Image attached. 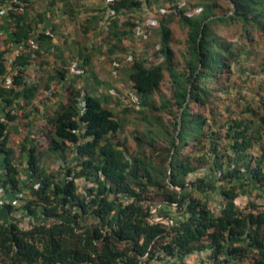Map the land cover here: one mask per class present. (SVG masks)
Segmentation results:
<instances>
[{"label":"trees","instance_id":"16d2710c","mask_svg":"<svg viewBox=\"0 0 264 264\" xmlns=\"http://www.w3.org/2000/svg\"><path fill=\"white\" fill-rule=\"evenodd\" d=\"M24 1V11L9 15L13 40L25 44L15 61V86L0 88V167L5 169L0 187L6 196L28 187L22 209L33 218L30 227L21 226L9 216L20 208L11 199L4 201L8 218H0V264H194L191 257L199 255L197 264H264V207L237 203L244 189L264 186V79L251 96L232 98V76L243 74L245 53L239 43L220 35L223 27L235 26L253 42L254 32L264 30V0H230L222 13L219 0L108 1L104 10L117 14L107 34L115 40L109 50L124 48V37L135 42L136 22L119 15L146 4L157 15L156 26L148 25L147 43L157 31L165 58L153 50L151 60L135 57L129 65L111 61L113 74L126 68L130 94L137 97L124 110L137 109L147 120L148 137L137 136L133 153L118 139L122 121L115 111L89 85H75L93 66L90 56L67 82V101L46 116L41 136L48 145L37 137L30 140L28 120L34 112H44L34 103L41 83L27 77L30 57L39 50L26 41L39 19L30 15L31 0ZM173 19L187 36L181 68L173 60ZM45 38L51 34L44 31L36 39L41 48ZM69 72L66 65L58 68L53 83L66 80ZM166 72L172 92L159 105L154 94ZM109 91L121 101V89ZM220 104H225L223 110ZM9 106L21 108V114L7 111ZM16 120H23L26 130L21 149L27 155L29 183L22 181L10 144ZM71 148L75 164L65 156ZM45 154L65 159V170L41 167ZM79 179L89 182L83 190ZM210 193L218 197L217 211ZM166 206H174L178 215L154 220L153 210Z\"/></svg>","mask_w":264,"mask_h":264},{"label":"rangeland","instance_id":"374dc122","mask_svg":"<svg viewBox=\"0 0 264 264\" xmlns=\"http://www.w3.org/2000/svg\"><path fill=\"white\" fill-rule=\"evenodd\" d=\"M228 1L230 0H219L220 5H222V8H218V13H222L223 10H225L228 7ZM145 4L140 8V12H133V16H141V17H150V21L152 22L151 27L156 26V17L157 15L154 14L152 16L147 15L148 11L145 10ZM153 10V9H152ZM132 16V15H131ZM130 16V17H131ZM170 26L173 31V35L171 38V46L174 50V56L173 60L175 64L180 63V68L183 65V57L185 55L186 51V31L183 27L180 26L177 19H173L170 23ZM219 29V28H218ZM220 35L226 39H229L231 41H235L239 43L241 46H243V51L245 55L243 58V74L241 76H238L237 74H233L232 81L235 83L233 87V95L232 98H238L243 97L244 95H250L251 93H255L258 89V84L262 79H264V30L262 31H255L254 32V41L248 42L244 37L241 35V32H239V28L232 26L229 29L226 27H223L220 30ZM128 38V37H127ZM131 39V38H129ZM141 41L138 40V43ZM137 41L132 40L131 46L134 49V45L138 44ZM138 48L142 51L143 49L147 48L148 54H151L153 50L159 51V56L161 57V60H164L163 54H161V37L160 34L157 31H153L150 42H142L138 45ZM103 51V50H102ZM102 51H99L97 48V52L100 54ZM156 52V53H157ZM142 55H141V54ZM139 53V57H144L143 52ZM146 54V53H145ZM160 60V61H161ZM108 61L106 58H98L96 59V62L94 63L93 68H89V72L84 74V76L79 78V81L81 83H84V85H89L87 88L91 89L93 93H99L102 97L104 104L111 107L115 113L117 118H119L122 121V127L119 132L118 139L125 142V147L129 149L131 153L135 152L138 149L136 138L137 136L141 137H148L147 135V120L143 117V114L140 113L137 109L131 108L128 111H125V103H130V100L132 98L131 103L135 102V99L137 97L133 94L131 96L130 93H133L131 83L128 81V78L126 76V68L119 69L117 74H113V70L108 65ZM87 68V69H88ZM112 72V73H111ZM96 75L95 77L92 75ZM54 86H56V83H53ZM243 87V88H241ZM117 88L122 90L121 101L117 97L116 94L112 95L109 90H116ZM240 91V92H239ZM112 92V91H111ZM171 84H170V77L168 72L165 74L164 81L160 87V89L154 94V100L157 104L160 105L161 101L164 99L166 100L169 96H171ZM239 92V93H238ZM234 96V97H233ZM251 96V95H250ZM230 103L231 100H228ZM244 101H248V99H244ZM221 109L223 110L225 107V104H220ZM42 113H38V116L43 121V124L46 123V116H50L48 111L45 109ZM167 116L165 113L163 114ZM44 126V125H43ZM42 126V127H43ZM41 127V128H42ZM23 129V127H22ZM17 134V138H15V142L11 143L16 148V154L14 161L18 164V166L21 169H27L28 164L25 160L23 154H22V143H23V137L25 136L26 130L23 129ZM40 129V127H39ZM27 132L28 129H27ZM38 137V136H37ZM36 138V137H34ZM48 142H42L41 144L43 146H47ZM258 148H261V145L258 146ZM75 151L71 148L68 149L65 156L68 160L69 164H75L76 161L73 157H75ZM65 163V159H59L52 154L49 156L48 154H45L41 157L39 164L41 167L45 168L47 171H58L60 168L65 170L62 167V164ZM1 166V163H0ZM5 169H0V175H3ZM197 174L191 175L189 178H195ZM29 174L26 173V171L21 172V178L22 181L30 182L28 177ZM79 183L81 184V189L83 190L86 184H89L84 179H79ZM28 186V185H27ZM248 189V188H246ZM244 189L242 191V194L237 198V203L240 206L248 205L249 202H257V204L260 205V207H264V186L263 187H254L253 189ZM0 194L3 195V191L0 190ZM30 195V189L28 187H24L23 193L19 194V197H15L14 195L8 194V197L13 196L15 198V202L12 201L15 205V207H18L20 209H16L17 212L15 213V216L13 218L19 219L20 225L23 227H30L31 226V219L33 218L31 215H29L28 212H26L25 209H22V207L26 204L27 199ZM5 197V196H4ZM210 203L211 206L217 211L219 209V202L218 197L215 193H210ZM3 199V198H2ZM1 199V200H2ZM10 199V198H8ZM14 200V199H13ZM5 201V200H4ZM3 204V203H0ZM3 206V205H0ZM178 210L174 206H166L163 210L157 211V209L153 210L152 217L154 220L162 219L163 217L167 216H173L178 215ZM162 215V216H160ZM40 218V217H39ZM172 223V220L169 221ZM189 258H187V261L189 262ZM191 261L194 264L199 263L201 256H194L191 257Z\"/></svg>","mask_w":264,"mask_h":264},{"label":"crops","instance_id":"0c3cea01","mask_svg":"<svg viewBox=\"0 0 264 264\" xmlns=\"http://www.w3.org/2000/svg\"><path fill=\"white\" fill-rule=\"evenodd\" d=\"M108 1L109 0H31L30 15L39 19L35 21V27L39 24L42 26L43 31L50 30L51 39L45 38L44 41H42L43 48L36 43L35 49H38L39 53L37 55H31L27 67V77L41 83L40 92L34 99V103L35 105H39L43 110L45 109L48 111L49 114H53V110L60 103H65L67 101L69 95L67 82L73 79L78 73V66H81V64L83 65L86 56H90L92 65H94L96 59L106 58L109 60L108 65H110V67L112 64L111 61L115 58L114 62L119 61L121 65H129L131 63L130 56H132L133 59L139 57V53L143 52V56L147 57L149 53L147 48L141 51L138 48L140 43H138V39L135 37L133 38L138 44L134 45V49H132L133 47L131 46L132 41L124 37V43L122 44L124 48H118L113 51L109 50L110 47L114 48L115 40L109 41L107 37L113 19V17L107 16V12L104 10L108 5ZM139 10L140 9L137 8L135 10L123 11L119 16L124 20L131 15L133 16V12L139 13ZM93 16H96L98 19L91 20ZM90 23L94 26L91 28L93 30L90 29L88 31L87 26ZM11 25L10 17L6 14L4 16L3 28L7 30L9 53L16 61L17 57L23 53V45L13 40ZM86 29L88 31L87 33ZM97 48L99 51H103L99 54ZM64 65L68 66L70 71L68 73V78L54 86L52 83L54 82L53 80L56 82V79L52 76H54L58 68H62ZM47 84H50L51 89H46ZM75 85L82 87L84 83H81L79 79H77ZM49 90H51V92H49ZM96 94L100 96L99 93ZM28 121L30 140L38 136V140L45 142L47 139H43L41 136L43 133L41 127L44 124L38 114L34 112L31 120ZM23 124V120H16V123L13 122L11 124V143L15 142L17 134L24 126ZM12 147L15 149L16 154V148L13 145ZM23 156L27 161L25 152H23ZM0 169L3 168L0 167ZM22 171H26V173L29 174L26 168L22 169ZM19 194L18 191L11 193V195L17 198ZM8 198L11 199V202H15L13 196L8 197V195H2L0 196V203H3L4 200L8 201ZM16 212L17 210L12 212L9 216L14 217ZM7 216V212L3 210V206H0V218H8Z\"/></svg>","mask_w":264,"mask_h":264},{"label":"built area","instance_id":"2783aa9c","mask_svg":"<svg viewBox=\"0 0 264 264\" xmlns=\"http://www.w3.org/2000/svg\"><path fill=\"white\" fill-rule=\"evenodd\" d=\"M145 10L148 11L147 15H154L155 10L151 9L150 6L145 4ZM25 7H27V3L24 0H0V62H3V64L5 65V72L4 73H0V88H10L15 86L14 83V78L15 76L19 73V67L16 66L15 64V59L12 57V55L9 53L8 50V35H7V30L5 28H3V22H4V16L10 15V13L13 12H22L24 11ZM107 12V16L109 17H114L117 14L115 13V11L111 8H108L106 10ZM123 12V11H122ZM121 15V13H120ZM130 17V16H129ZM131 19H133V21L136 22V25L134 26V31H135V35L134 37L137 38L139 41L142 42H147L149 41L150 38V31L148 29V25H152V22L150 21V17H139V16H131ZM156 22V21H155ZM35 30L33 29L32 35L31 37L26 41L33 44V46L35 47L36 43H37V38L39 37V35L44 32L42 30V26L37 24L36 27H34ZM47 34H51L50 30L45 31ZM131 41V40H130ZM136 41V40H135ZM132 43V42H131ZM21 45L24 46V43H20ZM130 60L132 61V56H130ZM151 60L154 58V56L151 54H148L146 58H148ZM49 92H51V90H49ZM7 111H10L12 114H21L22 110L19 107H8ZM4 120V117H2L0 119V121ZM8 129H5L4 133H7ZM0 190L1 187H0ZM4 195V193H3ZM0 196H2L0 194ZM4 199V198H3ZM4 203V202H3ZM158 220H161L158 219ZM157 220V221H158ZM171 221V220H170Z\"/></svg>","mask_w":264,"mask_h":264},{"label":"water","instance_id":"95a60500","mask_svg":"<svg viewBox=\"0 0 264 264\" xmlns=\"http://www.w3.org/2000/svg\"><path fill=\"white\" fill-rule=\"evenodd\" d=\"M172 158V157H171ZM171 158H170V161L169 162H171ZM171 167L169 166V169H170Z\"/></svg>","mask_w":264,"mask_h":264}]
</instances>
